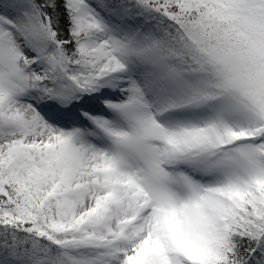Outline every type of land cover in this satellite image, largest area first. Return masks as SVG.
<instances>
[{"label": "snow or ice", "instance_id": "6c2138e0", "mask_svg": "<svg viewBox=\"0 0 264 264\" xmlns=\"http://www.w3.org/2000/svg\"><path fill=\"white\" fill-rule=\"evenodd\" d=\"M0 264H264V0H0Z\"/></svg>", "mask_w": 264, "mask_h": 264}]
</instances>
